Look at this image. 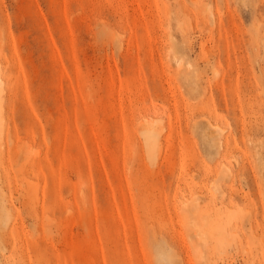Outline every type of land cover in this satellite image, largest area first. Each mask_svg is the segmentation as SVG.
<instances>
[{
    "label": "rangeland",
    "instance_id": "obj_1",
    "mask_svg": "<svg viewBox=\"0 0 264 264\" xmlns=\"http://www.w3.org/2000/svg\"><path fill=\"white\" fill-rule=\"evenodd\" d=\"M0 264H264V0H0Z\"/></svg>",
    "mask_w": 264,
    "mask_h": 264
},
{
    "label": "bare ground",
    "instance_id": "obj_2",
    "mask_svg": "<svg viewBox=\"0 0 264 264\" xmlns=\"http://www.w3.org/2000/svg\"><path fill=\"white\" fill-rule=\"evenodd\" d=\"M144 121H143V124L142 125V129H143V132L146 133V139H147V143L148 144H157L158 142H160V138L158 137V134L156 132V128L155 126L157 125H153V121L154 119L153 118H148V117H145L143 118ZM152 123V124H151ZM155 123V122H154ZM141 129V130H142ZM195 198L194 197H183L181 200H180V204L178 203V205L180 206H184L185 208L186 207H190V206H187L189 204H191L192 202H194ZM195 204H193L194 206ZM179 208V206H178ZM181 209V208H180ZM187 209V208H186ZM192 209V208H191Z\"/></svg>",
    "mask_w": 264,
    "mask_h": 264
}]
</instances>
